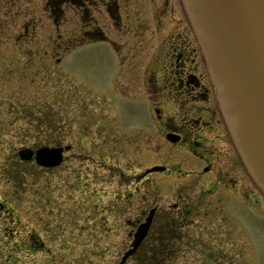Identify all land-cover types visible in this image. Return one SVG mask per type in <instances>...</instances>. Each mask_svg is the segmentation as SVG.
<instances>
[{"label":"rangeland","instance_id":"1","mask_svg":"<svg viewBox=\"0 0 264 264\" xmlns=\"http://www.w3.org/2000/svg\"><path fill=\"white\" fill-rule=\"evenodd\" d=\"M32 1L0 0V264H121L151 209L123 264H264V196L229 136L225 187L150 126L146 66L194 38L179 0H62L57 19ZM58 142L55 167L17 153Z\"/></svg>","mask_w":264,"mask_h":264},{"label":"water","instance_id":"2","mask_svg":"<svg viewBox=\"0 0 264 264\" xmlns=\"http://www.w3.org/2000/svg\"><path fill=\"white\" fill-rule=\"evenodd\" d=\"M198 45L226 132L247 175L264 196V0H179ZM66 146L65 149H68ZM63 147L17 151L44 167L62 161ZM163 169L154 166L150 171ZM151 209L133 232L123 264L147 237Z\"/></svg>","mask_w":264,"mask_h":264},{"label":"flooded vegetation","instance_id":"3","mask_svg":"<svg viewBox=\"0 0 264 264\" xmlns=\"http://www.w3.org/2000/svg\"><path fill=\"white\" fill-rule=\"evenodd\" d=\"M29 1L35 5L34 1ZM60 1L62 0H45V5H49L56 19ZM113 1L117 8V0ZM105 5H109L108 2ZM190 34L189 30L187 33L182 28L166 36L162 39V47L168 50L162 57L163 63L152 66L151 70L150 64L146 66L147 72L151 71L155 85L148 98L150 126L152 131L158 132L164 139L163 143L168 149L187 151L195 157V163L198 161V166L201 167V173L196 172L195 175L200 179L215 174L218 176V183L227 187L225 178L231 185L236 183V163L232 156L234 150L219 114L198 45L194 38L187 43L188 36H192ZM167 39L169 43L166 46ZM54 146L64 148L62 155L72 147L71 144L62 145L59 142ZM66 146L69 148L65 149ZM165 155L171 154L169 152ZM165 164L160 165L165 167L160 172L169 167ZM241 189L245 191L244 186Z\"/></svg>","mask_w":264,"mask_h":264},{"label":"trees","instance_id":"4","mask_svg":"<svg viewBox=\"0 0 264 264\" xmlns=\"http://www.w3.org/2000/svg\"><path fill=\"white\" fill-rule=\"evenodd\" d=\"M170 232H171V231H170ZM166 233H168V229L166 230ZM167 235H168V234H167ZM170 236H171V235H168L169 238H170ZM168 237H167V239H169Z\"/></svg>","mask_w":264,"mask_h":264}]
</instances>
